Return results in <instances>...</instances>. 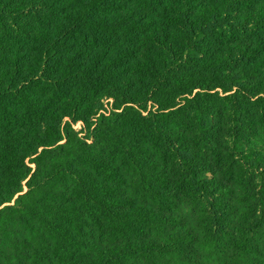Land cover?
I'll return each instance as SVG.
<instances>
[{"label":"trees","instance_id":"obj_1","mask_svg":"<svg viewBox=\"0 0 264 264\" xmlns=\"http://www.w3.org/2000/svg\"><path fill=\"white\" fill-rule=\"evenodd\" d=\"M0 264H264V0H0Z\"/></svg>","mask_w":264,"mask_h":264},{"label":"rangeland","instance_id":"obj_2","mask_svg":"<svg viewBox=\"0 0 264 264\" xmlns=\"http://www.w3.org/2000/svg\"><path fill=\"white\" fill-rule=\"evenodd\" d=\"M75 129H76L77 131H79V130H80V126H79V125H76V126H75Z\"/></svg>","mask_w":264,"mask_h":264}]
</instances>
